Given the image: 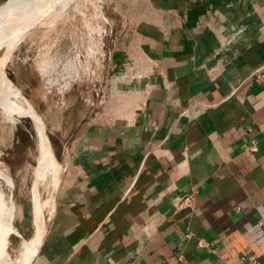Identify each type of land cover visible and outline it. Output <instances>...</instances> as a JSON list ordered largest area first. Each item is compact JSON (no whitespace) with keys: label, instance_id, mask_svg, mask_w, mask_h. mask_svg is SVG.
Returning <instances> with one entry per match:
<instances>
[{"label":"crops","instance_id":"0c3cea01","mask_svg":"<svg viewBox=\"0 0 264 264\" xmlns=\"http://www.w3.org/2000/svg\"><path fill=\"white\" fill-rule=\"evenodd\" d=\"M143 3L31 264H264V0Z\"/></svg>","mask_w":264,"mask_h":264},{"label":"rangeland","instance_id":"374dc122","mask_svg":"<svg viewBox=\"0 0 264 264\" xmlns=\"http://www.w3.org/2000/svg\"><path fill=\"white\" fill-rule=\"evenodd\" d=\"M143 2L144 0H105V16L108 19L105 27L108 31L104 35L103 42L105 50L110 51L109 61L100 63L94 59L89 61V65L84 70L88 75L84 73L77 80L71 79L69 73L76 77L83 73L84 68L72 59L77 52L74 48L75 44L67 40L68 38L61 37L57 47L52 43V48L51 45L48 48L55 53L53 61L55 66L52 65L56 69H52L55 71L53 75L56 78L53 84H48L46 78L44 79L37 69L35 59L38 55V47L32 44L29 37L19 41L13 48L7 41H0V61L5 60L7 76L40 115L47 130L49 143L60 163L66 162L73 141L85 120L89 118L86 115L89 113L86 109L92 108L98 111L101 102L104 99L106 102L110 101L117 92L115 84L110 83V77L118 74L113 72L109 65L114 54L124 53L134 39L137 20L141 15L142 7H145ZM55 37L54 34L52 42ZM9 48L13 53L12 60L7 59ZM25 58H28L27 62H24ZM80 60L83 61V58L81 57ZM22 125H27L30 131L21 126L23 129L12 133L7 128L3 129L0 123V159L11 170L16 204L13 225L21 233L10 235V249L15 257L19 254L21 235H24V239L33 237L36 217L33 195L34 173L38 163L36 135L30 118H26ZM43 215L45 228L47 227L45 238L50 231L54 216L49 220L48 211H45Z\"/></svg>","mask_w":264,"mask_h":264},{"label":"bare ground","instance_id":"6f19581e","mask_svg":"<svg viewBox=\"0 0 264 264\" xmlns=\"http://www.w3.org/2000/svg\"><path fill=\"white\" fill-rule=\"evenodd\" d=\"M104 3L105 0H9L0 5V41H7L13 48L19 41L29 37L32 44L38 47L35 59L37 69L48 84H53L56 78L53 75L55 53L48 48L50 45L52 48V43L57 47L61 37L68 38L75 44L77 52L72 59L84 68L83 73L76 77L69 73V77L80 79L86 73L84 70L89 61H109L110 51L105 50L103 42L108 31L105 27L108 19ZM54 34L56 37L52 42ZM12 54L9 48L7 59L12 60ZM81 57L83 61L80 60ZM5 64V60L0 61V123L3 129L7 128L12 133L23 128L28 131L27 125L22 124L26 118H30L36 135L38 163L33 186L35 233L30 239H24V235H21L19 254L15 257L10 249V235L19 232L13 225L16 213L14 181L10 167L0 159V264H31L47 229L43 214L48 211L49 220L54 216L57 190L67 165L58 161L40 115L9 79Z\"/></svg>","mask_w":264,"mask_h":264},{"label":"built area","instance_id":"2783aa9c","mask_svg":"<svg viewBox=\"0 0 264 264\" xmlns=\"http://www.w3.org/2000/svg\"><path fill=\"white\" fill-rule=\"evenodd\" d=\"M251 77L254 79H257L258 81L264 83V64L261 65L259 68H256ZM243 149L245 152H247L251 157H255L256 153L258 152V144L256 140H252L250 143H245L243 145ZM175 206L177 209H186V208H191L194 205V194H186L183 195L182 197L176 199L174 201ZM199 245H205V241L203 239L200 240Z\"/></svg>","mask_w":264,"mask_h":264},{"label":"water","instance_id":"95a60500","mask_svg":"<svg viewBox=\"0 0 264 264\" xmlns=\"http://www.w3.org/2000/svg\"><path fill=\"white\" fill-rule=\"evenodd\" d=\"M7 1H9V0H0V5L6 3Z\"/></svg>","mask_w":264,"mask_h":264}]
</instances>
